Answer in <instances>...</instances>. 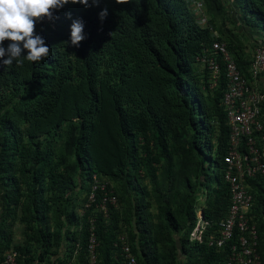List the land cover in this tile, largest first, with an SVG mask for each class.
<instances>
[{
  "label": "trees",
  "instance_id": "16d2710c",
  "mask_svg": "<svg viewBox=\"0 0 264 264\" xmlns=\"http://www.w3.org/2000/svg\"><path fill=\"white\" fill-rule=\"evenodd\" d=\"M204 1L206 15L207 2L226 10L241 34L264 47V0ZM105 8L108 14L101 20ZM53 15L35 26L50 48L46 59L17 67L4 66L7 56L0 57V258L13 248L19 264H42L54 246L77 253L78 264H88L94 218L98 264H121L113 243L123 233L138 264H181L179 257L182 264H222L227 247L189 242L199 191L205 190L202 214L212 228L229 204L223 180L229 138L221 106L224 66L220 61L221 75L210 88L208 73L196 60L213 41L209 28L199 23L186 0H101L98 5L89 0L88 7L69 3ZM75 19L84 23L85 39L78 46L70 43ZM208 22L248 79L251 58L234 54L213 17ZM142 167L157 192L158 223H149L150 203L140 197L132 233L121 226L114 183H132L145 194L139 181ZM93 174L110 184L117 207L110 206L104 217L96 208L98 196L82 215L66 211L72 194L83 190L86 202ZM248 183L254 198L250 217L260 240L264 185ZM9 220L24 242L10 232ZM32 244L39 249L33 251ZM52 264L66 262L54 258Z\"/></svg>",
  "mask_w": 264,
  "mask_h": 264
},
{
  "label": "built area",
  "instance_id": "2783aa9c",
  "mask_svg": "<svg viewBox=\"0 0 264 264\" xmlns=\"http://www.w3.org/2000/svg\"><path fill=\"white\" fill-rule=\"evenodd\" d=\"M186 1L199 23L212 33L211 45L196 58L208 73L210 88L217 85L221 75L220 61L223 63L226 88L221 97V106L229 128L227 152L223 157V180L229 192L227 213L212 228L203 218L201 206L197 207V220L189 235V242L191 245L204 242L217 250L227 247L228 256L222 264H262L257 227L250 217L254 198L248 182L264 185V91L257 85L259 79L264 78V47L254 49L249 78H245L226 43L218 40L217 32L209 24L205 1ZM98 196L100 201L96 208L104 216H107L110 206L117 207V198L110 184L93 174L81 215L96 202ZM94 230V220L90 219L88 264H98ZM113 247L119 250L121 264H138L125 233L117 237ZM17 258L18 252L10 248L2 254L0 264H19Z\"/></svg>",
  "mask_w": 264,
  "mask_h": 264
},
{
  "label": "rangeland",
  "instance_id": "374dc122",
  "mask_svg": "<svg viewBox=\"0 0 264 264\" xmlns=\"http://www.w3.org/2000/svg\"><path fill=\"white\" fill-rule=\"evenodd\" d=\"M208 4V11H207V16L213 17V20L215 21V25L217 27L218 33L221 34V36L228 42L229 47L231 48L232 52L236 55H240V57L246 59L250 58L251 55L253 54L254 49L256 48L254 40H249V38H246L245 34H241L238 31V28L234 24V22H231L232 18H228L229 16L226 13V10L223 11H217L215 7L209 6ZM235 25V26H234ZM197 70H199V73L202 74L203 72V67L198 65L196 66ZM58 146V144H57ZM16 172L18 168V164L15 166ZM156 168V176H157V184H158V189L161 190L163 186V172L161 168V164L155 165ZM63 167L58 168V170H62ZM177 169H180V166H177ZM142 176L140 177L141 180L140 183L142 186L146 188L145 194H141V191H139L137 188H134V185L130 183L127 186H123L121 183H114V190L117 194V197L119 199V204H118V209H119V214L120 217H123V223L121 226L127 231V232H135L136 230V215L134 211V204L139 201V198H144L145 202H149L150 206L147 209V212L149 213L148 215V221L152 225H156L158 223V204L156 202L157 198V192L156 189H153V184L151 182V178L148 177L147 172L145 168L142 167ZM20 181L22 178L18 176ZM208 186L212 187L213 186V179H210L208 181ZM21 190H24V185L21 183L20 185ZM184 191V189H183ZM79 194V195H78ZM78 195V196H77ZM204 195H205V190L204 191H199V196L197 198V207H200L201 204L203 203L204 200ZM77 196V197H76ZM85 199V194L83 190L81 192H78L76 194H72L71 198L66 202V211L71 212L72 210L75 212H78L79 215L82 212V209L80 210V207L82 204H85L83 201ZM2 204V199H1V192H0V205ZM65 206V205H64ZM106 217V216H104ZM93 220H95L93 218ZM10 226V232L12 234H15V236L18 235V238L21 243L24 242V239L22 238V234L19 235L17 228L18 226H15L13 229L14 225L11 223L9 220ZM49 228L53 226V223L51 220L48 222ZM33 251H36L39 249V246L32 244ZM54 258H58V260L64 261L70 264H78L77 260V253H73L70 255L69 252H64V250H60L59 247H51L49 250V254L45 255V260L42 264H52V260Z\"/></svg>",
  "mask_w": 264,
  "mask_h": 264
},
{
  "label": "clouds",
  "instance_id": "9594fccd",
  "mask_svg": "<svg viewBox=\"0 0 264 264\" xmlns=\"http://www.w3.org/2000/svg\"><path fill=\"white\" fill-rule=\"evenodd\" d=\"M93 5H98L101 0H91ZM117 4L128 3V0H115ZM82 4L89 6V0H0V57L4 66L22 67L25 63H40L49 56L50 48L41 35L36 34L37 21L54 18V10H59L65 5ZM107 9L99 13L103 20L107 16ZM71 18V13L65 14ZM84 23L75 19L70 25V43L78 46L85 39L83 34ZM9 41L7 48L3 47ZM67 43V42H65ZM27 50L26 55L22 52Z\"/></svg>",
  "mask_w": 264,
  "mask_h": 264
},
{
  "label": "crops",
  "instance_id": "0c3cea01",
  "mask_svg": "<svg viewBox=\"0 0 264 264\" xmlns=\"http://www.w3.org/2000/svg\"><path fill=\"white\" fill-rule=\"evenodd\" d=\"M246 38H249L248 35H246ZM249 40H253L252 38H249ZM254 52V51H253ZM253 54L251 55V59H252ZM257 85L264 91V78L259 79V81L257 82ZM263 116H264V109H263ZM18 237V235L16 236ZM259 252L262 258V264H264V235L263 238L259 240ZM180 263H183V257H179Z\"/></svg>",
  "mask_w": 264,
  "mask_h": 264
}]
</instances>
